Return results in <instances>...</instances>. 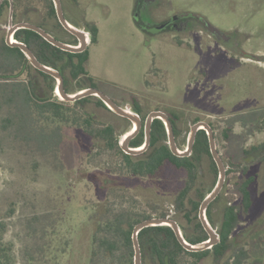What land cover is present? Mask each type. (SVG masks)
Here are the masks:
<instances>
[{
    "label": "rangeland",
    "instance_id": "obj_1",
    "mask_svg": "<svg viewBox=\"0 0 264 264\" xmlns=\"http://www.w3.org/2000/svg\"><path fill=\"white\" fill-rule=\"evenodd\" d=\"M77 1L64 0L67 18L79 22L80 28L88 30L86 22L97 28L87 62L96 88L123 106H139L144 116L157 108L177 115L186 138L193 123H210L230 172L224 197L231 203L242 201L237 181L253 177L252 205L242 214L234 239L249 251L246 264H264V0H155L142 7H136V0ZM32 5L30 12L21 8L13 21L30 17L54 29V20H44L46 2L34 0ZM193 13L221 33L235 30L229 35L235 45L263 57L251 59L241 50L232 51L202 28L151 35L136 22V14L142 24L153 27L167 17H192ZM8 20L7 9L0 21V37H6ZM197 21L185 22L194 26ZM88 107L101 122L113 124L120 137L130 128L95 103ZM66 132L57 158L0 131V219L15 264H91L90 218L96 205L108 199L118 204L135 201L146 211L158 203L183 222L191 235L172 205L185 183L184 172L168 166L151 177L126 176L133 188L125 192L102 187L98 183L109 171L113 170L111 176L118 172L114 168L117 156L107 152L89 157L84 152L90 146L88 138L74 130ZM186 145L183 141L182 146ZM254 146L260 148L247 154ZM67 154L70 160L76 158L74 165L67 162ZM202 169L201 186L207 194L217 180L208 156ZM216 210L219 230L222 215ZM198 264L213 263L208 257Z\"/></svg>",
    "mask_w": 264,
    "mask_h": 264
},
{
    "label": "trees",
    "instance_id": "obj_2",
    "mask_svg": "<svg viewBox=\"0 0 264 264\" xmlns=\"http://www.w3.org/2000/svg\"><path fill=\"white\" fill-rule=\"evenodd\" d=\"M33 1L14 0V20L21 8L25 7L26 12L35 8L32 5ZM42 1L46 2L44 20H54V29L33 22L30 17L22 21L41 26L63 42L76 44L77 37L65 30L59 22L53 0ZM7 9L8 11L10 9L9 0H5L1 5L0 21ZM85 25L91 33V42H95L96 25L92 22H86ZM14 37L26 43L42 63L61 72L66 92L74 93L87 87H96L95 79L87 69L88 48L83 52L64 51L29 29L17 30ZM56 85L57 81L53 76L33 67L19 47L8 45L6 37H0V131L11 133L15 139L32 148H38L42 154H51L57 158L66 143L67 129L84 134L90 143L88 150L84 151L86 155L93 158L112 152L117 156L114 168L118 172L115 171L117 173L114 174L115 177L111 176L113 170L107 171L110 175L98 184L109 189H117L119 192L133 188L126 176L137 179L151 177L168 166L184 172L185 183L172 204L175 214L188 222L192 233L184 236L189 242L207 240L209 235L198 216L200 203L206 196L201 186L205 156L210 158L216 178L218 169L210 152L206 132L202 130L198 133L191 156L178 157L171 152L165 142L163 122L156 119L152 126L149 149L141 155H129L119 145L120 137L116 127L101 122L95 112L89 109L88 105L93 102L96 106L115 114L100 98L88 96L74 102L63 101L55 91ZM175 118L179 117L175 115ZM143 141L144 134L141 133L132 140L131 145L138 146ZM259 148L254 146L246 153H254ZM76 151L80 153L79 148ZM75 159L68 158L67 162L72 166ZM228 182L229 180L208 210L212 224L214 205H219L222 215L220 241L217 244L203 251L192 252L181 245L170 226L148 227L139 233L142 264H198L208 257L213 264H246L250 257L249 251L242 244H238L233 235L241 225L242 214L252 205L250 185L253 177L237 181V192L242 197L240 204H230V201L225 199ZM134 202L118 204L108 199L96 205L90 218L91 264H134L135 251L132 239L134 226L150 217H165L170 214L169 210L158 203L150 205L146 211L139 209ZM181 227L184 229L183 225ZM4 230L3 220L0 219V264H15L11 243L5 240Z\"/></svg>",
    "mask_w": 264,
    "mask_h": 264
},
{
    "label": "water",
    "instance_id": "obj_3",
    "mask_svg": "<svg viewBox=\"0 0 264 264\" xmlns=\"http://www.w3.org/2000/svg\"><path fill=\"white\" fill-rule=\"evenodd\" d=\"M4 0H0V7ZM10 1V11H9V24L7 26V34H6V43L12 47H19L21 51L25 54V56L28 58L30 63L35 67L36 69L43 71L51 76H53L56 81V92L59 96V98L63 101L67 102H74L79 99L88 97V96H96L100 98L105 105L115 114H118L120 116L126 117L133 123V128L131 131H129L126 135L123 136L121 140V147L123 150L132 155L143 153L147 150L149 147L150 141H151V128L152 123L155 119H161L166 127L167 134H168V145L172 153H174L177 156L185 157L189 156L192 152L193 145L196 139V134L200 129H204L207 132L208 139H209V146L211 155L217 165L218 168V176L217 181L213 189L205 196V198L201 202L200 206V219L202 221V224L205 228V230L208 232L209 238L205 241L198 242V243H191L189 242L185 236L183 235L182 229L178 222L170 217V216H154L150 217L148 219H145L139 223H137L134 226L133 233H132V239H133V245H134V264H142V251L141 246L139 242V233L148 227L153 226H170L176 236L178 241L181 243V245L188 251L196 252V251H203L208 248H211L213 245L217 244L220 241L219 234L216 232L214 227L210 224L207 218V208L209 204L216 199V197L221 192L225 180H226V172L227 167L225 165V162L220 155L217 144L214 136V131L212 130L211 126L205 122V121H198L195 124L191 126L189 137H188V144L185 149H181L178 147L174 131L172 127L171 120L167 113L160 111V110H153L149 112V114L145 118V141L144 143L139 147H130L129 142L130 140L136 136V134L139 132L141 126H142V118L141 116L136 113L133 109H131V106L129 104L123 106L119 103H117L115 100H113L110 96L105 94L103 91L96 87H87L84 89H81L74 93H68L64 89V78L61 72L49 65H46L42 63L34 54V52L31 50V48L24 42H20L15 39L14 35L15 32L19 29H29L37 32L40 34L45 40H47L52 45L69 52H83L85 51L90 42H91V33L87 31L86 29L77 27L73 25L71 22L68 21L64 14L63 6L61 0H53L57 12L58 19L61 23V25L69 31L71 34L75 35L78 38V44L72 45L66 42H63L56 37H54L49 31L42 28L39 25H36L31 22L21 21L18 23L13 22V14H14V3L13 0Z\"/></svg>",
    "mask_w": 264,
    "mask_h": 264
},
{
    "label": "flooded vegetation",
    "instance_id": "obj_4",
    "mask_svg": "<svg viewBox=\"0 0 264 264\" xmlns=\"http://www.w3.org/2000/svg\"><path fill=\"white\" fill-rule=\"evenodd\" d=\"M5 1V0H4ZM3 1V2H4ZM69 1V3L70 4H73L74 2L76 3H79V1H75V0H68ZM155 0H136V7H138V4L142 7L143 5H148V4H151V3H153ZM2 2V3H3ZM10 2V1H9ZM61 2H62V6H63V10H64V14H65V16H66V18L67 17H69L68 16V14H67V12H66V8H65V4H64V0H61ZM13 3H14V0H13ZM2 5V4H1ZM55 5V4H54ZM161 6V5H160ZM1 8V7H0ZM150 10V12H154V10L153 9H149ZM9 11H10V9H9ZM57 13V12H56ZM191 16L192 17H189L187 14H176V15H174V16H172V17H167V18H165L164 20H161V22L160 23H157V24H155V26H150V25H146V24H142L141 23V21H140V19L138 18V14H136V22H137V24H138V26L144 31V32H146V33H148V34H151V35H155V34H158V33H160V32H163V31H168V30H176V31H187V30H190V29H193V28H198V29H200V28H202V29H204V30H206L207 32H210L211 34H213L215 37H217V38H219V39H221L225 44H226V46H227V48H229L230 50H235V51H240L241 50V53L242 54H244V56L245 57H247V58H251V59H257L258 57L256 56V55H253V54H249V53H246V52H244L243 51V49H241L242 48V44H241V46H240V44L237 46V45H235L234 43V40L232 41V38L230 39L229 38V35H230V33H232V34H234L236 31L235 30H230L229 32H228V34L227 33H221V31H219L218 29H216L213 25H211L203 16H201L200 14H191ZM14 17V16H13ZM58 17V16H57ZM190 18H197V24H195L194 26L193 25H187L186 24V20H190ZM68 19V18H67ZM59 20V19H58ZM68 21L69 22H71L73 25H75V26H77V27H80L79 26V22H75L74 21V19H68ZM14 22V21H13ZM60 22V21H59ZM14 23H18V22H14ZM184 23V24H183ZM8 24H9V20H8ZM185 25V26H184ZM8 26V25H7ZM65 29V28H64ZM66 30V29H65ZM87 31H89V30H87ZM69 32V31H68ZM70 33V32H69ZM75 36V35H74ZM78 38H77V43L76 44H72V45H77L78 44ZM67 43V42H66ZM91 43V42H90ZM70 44V43H69ZM263 56H260V58H258V60H261V58H262ZM262 59H264V57L262 58ZM136 98V97H135ZM113 99V98H112ZM114 100V99H113ZM116 101V100H115ZM117 103H119L118 101H116ZM120 104V103H119ZM131 106V105H130ZM131 109H133L136 113H138L140 116H141V118H142V126H141V128H140V130H139V132L136 134V136H134L131 140H130V142H129V146L130 147H139V146H141L143 143H144V141H145V118H146V116L149 114H147L146 116H144L143 115V113L140 111V107L139 106H137V105H134V106H131ZM158 110H160V108H157ZM160 111H163V112H165V113H167L168 114V116H169V118H170V120H171V123H172V127H173V131H174V136H175V141H176V143H177V145H178V147L179 148H183V149H185L186 147H187V145H186V147L184 148L183 146H182V142L183 141H186L187 142V144H188V137H189V132H190V129H191V126L193 125V124H195V123H193L191 126H190V128H189V131H188V134H187V138H186V134L182 131V128H181V126H180V121H178L179 119L178 118H175V115H173L172 113H168V112H166V111H164V110H160ZM116 115H118V114H116ZM119 117H121L123 120H125L127 123H129V129L124 133V135H126L129 131H131V129L133 128V123H132V121L131 120H129L128 118H126V117H123V116H120V115H118ZM174 119H176V120H174ZM156 120V119H155ZM154 120V121H155ZM161 120V119H160ZM173 120V121H172ZM162 121V120H161ZM198 121H202V120H198ZM197 121V122H198ZM163 122V121H162ZM206 122V121H205ZM154 123V122H153ZM153 123H152V126H153ZM208 123V122H207ZM163 124H164V122H163ZM210 126H211V128H212V130L214 131V128H213V126L210 124V123H208ZM164 129H165V133H166V143L168 144V134H167V130H166V127H165V124H164ZM205 131L206 132V130H204V129H200L198 132H197V134H196V138H197V135H198V133L200 132V131ZM141 133H143L144 134V141L142 142V144L141 145H138V146H132L131 145V142H132V140L135 138V137H137L138 135H140ZM206 134H207V132H206ZM123 135V136H124ZM123 136L122 137H120V140H119V145H120V147H121V140H122V138H123ZM208 136V135H207ZM214 136H215V132H214ZM151 139H152V128H151ZM215 140H216V137H215ZM208 141H209V139H208ZM195 142H196V139H195ZM195 142H194V145H195ZM150 144H151V141H150ZM150 144H149V147H150ZM194 145H193V149H192V152H191V154L189 155V156H191L192 155V153H193V150H194ZM169 146V145H168ZM149 147L147 148V150L149 149ZM209 148H210V146H209ZM121 149L123 150V148L121 147ZM218 149V148H217ZM146 150V151H147ZM124 151V150H123ZM145 151V152H146ZM219 151V150H218ZM125 152V151H124ZM145 152H143V153H145ZM172 152V151H171ZM211 152V151H210ZM126 153V152H125ZM143 153H140V154H136V155H141V154H143ZM220 153V152H219ZM126 154H128V153H126ZM174 154V153H173ZM129 155H132V154H129ZM175 155V154H174ZM221 155V154H220ZM177 156V155H176ZM189 156H185V157H189ZM222 156V155H221ZM178 157H180V156H178ZM213 158V157H212ZM223 158V157H222ZM214 160V159H213ZM223 160H224V158H223ZM224 162H225V160H224ZM225 165H226V163H225ZM217 166V165H216ZM226 167H227V165H226ZM218 169V168H217ZM229 171V169L227 168V172ZM227 172H226V176H228V174H227ZM218 176V175H217ZM227 180H229L228 178H226V180H225V183H226V181ZM217 181V180H216ZM225 183H224V186H225ZM216 184V183H215ZM215 186V185H214ZM224 186H223V188H224ZM223 188H222V190H223ZM213 189V188H212ZM211 189V190H212ZM222 190H221V192H222ZM210 192V191H209ZM208 192V193H209ZM221 192L219 193V195L221 194ZM207 193V194H208ZM206 194V195H207ZM219 195L217 196V197H219ZM217 197H216V199H217ZM216 199H214L210 204H209V206H208V208H207V218H208V221L210 222V220H209V217H208V210H209V208L211 207V205L214 203V201L216 200ZM202 202V201H201ZM230 204H231V202H230ZM200 206H201V203H200ZM200 206H199V213H200ZM216 207L218 208V210H219V205H214L213 207H212V210H213V219H214V224H212L211 222H210V224L214 227V229L216 230V232L219 234V230H217L216 228H215V215H216V213H217V210H216ZM220 211V210H219ZM168 216H170V217H172V218H174V216L172 215V213H170ZM199 216V215H198ZM177 222H178V224L180 225V227L183 225V227H184V223L182 222H180L179 220H177L176 218H174ZM183 220H184V222L187 224V225H189L188 224V222L184 219V218H182ZM199 220H200V222L202 223V221H201V219H200V216H199ZM242 223V222H241ZM203 225V224H202ZM204 227V226H203ZM181 229H182V232H183V235L184 234H187L186 233V231H185V228L183 229L182 227H181ZM205 229V228H204ZM206 231V230H205ZM207 232V231H206ZM208 233V232H207ZM236 234H237V231H236V233L233 235V237H236ZM220 237V236H219Z\"/></svg>",
    "mask_w": 264,
    "mask_h": 264
}]
</instances>
